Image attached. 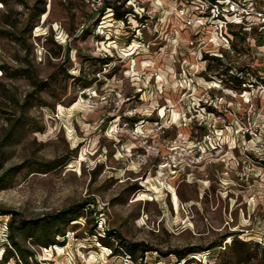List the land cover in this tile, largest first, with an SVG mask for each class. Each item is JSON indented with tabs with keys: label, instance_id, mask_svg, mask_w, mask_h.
<instances>
[{
	"label": "rangeland",
	"instance_id": "374dc122",
	"mask_svg": "<svg viewBox=\"0 0 264 264\" xmlns=\"http://www.w3.org/2000/svg\"><path fill=\"white\" fill-rule=\"evenodd\" d=\"M184 3L0 0V264L11 218L84 201L29 264H264V93L192 55Z\"/></svg>",
	"mask_w": 264,
	"mask_h": 264
},
{
	"label": "built area",
	"instance_id": "2783aa9c",
	"mask_svg": "<svg viewBox=\"0 0 264 264\" xmlns=\"http://www.w3.org/2000/svg\"><path fill=\"white\" fill-rule=\"evenodd\" d=\"M179 14L193 31L188 45L197 60L224 64L225 55H237L226 63L230 82L245 95L264 93V0H185ZM206 141L212 143L211 136ZM258 149L264 154V137Z\"/></svg>",
	"mask_w": 264,
	"mask_h": 264
},
{
	"label": "trees",
	"instance_id": "16d2710c",
	"mask_svg": "<svg viewBox=\"0 0 264 264\" xmlns=\"http://www.w3.org/2000/svg\"><path fill=\"white\" fill-rule=\"evenodd\" d=\"M113 9H115L117 19H124L126 14L131 13V10L120 11L115 6H113ZM211 60L213 62H216L217 64L223 65V62L218 58L212 57ZM10 133L11 131L6 134V138L9 137ZM56 163L57 160L51 161L49 163L51 168L49 169L54 168L56 166ZM20 168L21 166L11 167L0 175V189L8 183V179H11L20 171ZM89 203L91 202L84 201L81 204H74L60 211L49 213L43 217L36 219L18 221L14 218H11L7 223V228L9 230V246H11V249L13 251L18 253V260L20 261V263L29 264V256H31L30 252H26L24 248L22 237H24L25 239H31V243L39 247L48 248L50 246L57 245L58 243H60L58 242L57 237H64L66 235V228L70 225L71 222L76 220V217H80V212L83 211ZM108 235L110 237L112 234L108 231ZM113 235H118V233L114 231ZM102 239L103 238H100L103 243L112 247ZM139 245L140 243H131L129 245V248L126 249L132 255L134 253V250L138 249ZM233 248L234 244L232 249ZM113 250L115 252L117 251L116 248H113ZM192 252L193 250H190L188 253L190 254ZM175 254L180 260L184 259L186 255L184 252L179 250L176 251ZM7 259L8 256H6L5 260Z\"/></svg>",
	"mask_w": 264,
	"mask_h": 264
},
{
	"label": "bare ground",
	"instance_id": "6f19581e",
	"mask_svg": "<svg viewBox=\"0 0 264 264\" xmlns=\"http://www.w3.org/2000/svg\"><path fill=\"white\" fill-rule=\"evenodd\" d=\"M215 87H218V85H214ZM176 118V117H175ZM171 192H173V203H174V205H175V209H179V198H178V195H177V193L175 192V191H171Z\"/></svg>",
	"mask_w": 264,
	"mask_h": 264
}]
</instances>
